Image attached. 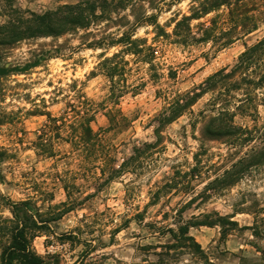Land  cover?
<instances>
[{"label":"rangeland","instance_id":"374dc122","mask_svg":"<svg viewBox=\"0 0 264 264\" xmlns=\"http://www.w3.org/2000/svg\"><path fill=\"white\" fill-rule=\"evenodd\" d=\"M78 1L0 0V67L13 70L0 77V217L13 220L18 205L21 218L42 222L32 247L55 256L50 264H205L181 250L167 256L174 242L164 230L222 217L236 225L190 231L210 262L264 264V47L245 57L249 65L241 61L264 40V0L250 2L257 29L227 47L156 41L153 26L141 27L136 37L154 49L152 68L126 55L118 99L109 98L112 83L101 70L117 48L88 49L83 33L19 34L30 13ZM190 4L165 0L159 13H148L172 34ZM227 14L193 20V33L216 17V36L230 32ZM102 32L119 34L114 26ZM187 93L201 97L161 124ZM111 111L119 127L111 126ZM78 114L94 118L91 150L88 142L79 146L88 125ZM112 168L121 170L114 179Z\"/></svg>","mask_w":264,"mask_h":264},{"label":"trees","instance_id":"16d2710c","mask_svg":"<svg viewBox=\"0 0 264 264\" xmlns=\"http://www.w3.org/2000/svg\"><path fill=\"white\" fill-rule=\"evenodd\" d=\"M190 1L191 14L189 16L183 15L182 19L176 23L172 34L167 33L160 26L158 15L148 13V9L159 13L162 6H165V0H79L75 4H66L43 14L30 13V17L24 22L23 31H20L19 34H22L24 39L52 38L58 40L67 35L83 33L80 37L83 42L82 45L88 49L109 51L117 48L119 50L117 53H114L112 57L105 58L101 70L112 83L109 98L118 99L122 94H125V91L117 89V81L125 74L126 70L121 62L124 61L126 55H133L141 62L150 64L152 68L153 58L155 57L154 49L147 47L146 39L136 37L137 31L141 27L145 25L153 26L156 41L173 39V43L184 47H191L203 42H213L221 47H227L253 33L258 27L255 17L251 15L250 2L252 0ZM146 4H148V8L145 7ZM223 8L228 10L227 20L223 24L231 26L230 32L223 33L221 37L216 36L215 31L218 29V17H216L211 21L212 26H201L203 31L200 36L193 33L191 27L193 20H200L211 13L219 12ZM111 26L118 28L119 34L102 32L103 29ZM263 47L264 40L259 42L257 46L247 50L241 57L242 65H249L250 62H247V60L249 61L251 58L245 60V57ZM53 52L60 54V48L54 49ZM38 64H40L39 59L29 65L28 68L37 67ZM11 72H13L12 69L0 67V77L9 75ZM213 80L214 78L210 79L209 82ZM208 90L212 91L210 88ZM200 97L201 94H195L194 96L190 93L185 94V101L176 103V106H171V111L162 116L161 124H170L175 121L182 112L190 109ZM78 116L77 120L80 125L85 123L88 125L86 130L87 139L81 141L79 146L81 145L82 148L88 142L91 150V147H95L98 141V136L93 134L90 127L94 118L80 116V114ZM109 121L113 128L120 126L113 111L109 113ZM80 139V136L77 137V141H80ZM130 161H134L133 158ZM127 165L126 163L123 164L121 169ZM110 170V179H114L121 173V170L115 168ZM102 173L105 174L104 169ZM21 206L26 208L28 204L22 203ZM12 208L13 220L0 217V264H50V260L54 259L55 256L41 257L32 247V240L44 229L43 225H40L42 222L32 217L21 218L19 206L13 205ZM201 218H204V220L193 217L187 223H180L177 229L167 227L164 230L174 242L167 245V256H170L173 250H181L204 260L205 264H212L205 255L202 245L191 235V229L202 226L212 227L225 222H228V225H236V223L227 221V218L222 217H218L216 221L210 220L211 217L207 216H201Z\"/></svg>","mask_w":264,"mask_h":264}]
</instances>
